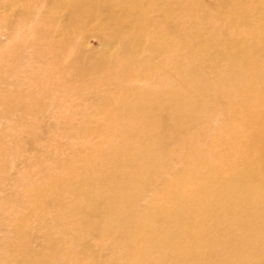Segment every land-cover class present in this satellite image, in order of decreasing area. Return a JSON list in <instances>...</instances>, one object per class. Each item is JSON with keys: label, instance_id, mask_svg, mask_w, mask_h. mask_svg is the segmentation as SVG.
I'll return each mask as SVG.
<instances>
[{"label": "bare ground", "instance_id": "obj_1", "mask_svg": "<svg viewBox=\"0 0 264 264\" xmlns=\"http://www.w3.org/2000/svg\"><path fill=\"white\" fill-rule=\"evenodd\" d=\"M42 1L25 0V10L14 22L15 28L9 29L13 30L9 41L0 51V229L6 232L0 236V264H264V88L241 87L232 72L231 79L220 78L177 65L165 83L173 80L172 85L191 86L190 102L161 110L163 98L156 101L154 92L151 103L137 100L135 106L131 91L125 87L124 94L110 82L126 81L128 70L120 74L113 69L117 75L110 77L112 68L83 62L76 45L82 18L112 9L127 18L128 10L130 14L139 10L138 0H55L53 7L64 11L61 38L54 37L46 24L43 15L49 6ZM163 14L160 8L151 19L167 23ZM147 21L146 16L133 21L136 33L147 30ZM215 52L222 57V50ZM153 70L160 73L156 62ZM207 82L217 86H201ZM81 90L83 101L73 102L72 96ZM120 90L121 100L111 106L112 117L94 129L104 134L101 143L84 150L80 145L70 148L42 124L48 116L64 118L67 110L83 114L88 102L104 99L109 91L120 95ZM169 110L178 123L173 130L178 135L174 147L172 130L159 127ZM8 111L19 114L20 127L25 117H37V131L25 130L19 139L22 145L11 138L19 124L15 121V132L5 126ZM82 114L67 120L69 126L72 123L77 129L83 123ZM116 118L139 137L116 131L110 138ZM139 120L150 121L154 130L134 125ZM6 137L13 145L5 143ZM22 137L32 143L46 142L47 162L53 160L54 145L64 146L61 153H54V160H64L69 169L67 177L36 181L32 201L23 199L25 186L17 181L22 171L9 176L11 161L14 165L27 162V142ZM140 141L145 152L132 155V147ZM23 148L22 159L11 156L21 154ZM249 167L259 177L257 183L228 189L227 177ZM162 170L174 174L177 182L155 196L142 184L149 185ZM191 175L195 183L184 184L183 177ZM61 184L64 190L59 192L56 187ZM61 193L68 199H61ZM23 205L30 207L27 214L19 210ZM160 213L162 225L149 226L147 217ZM90 219L96 220L94 224ZM98 233L104 238L96 247L86 238ZM140 246H148L149 253Z\"/></svg>", "mask_w": 264, "mask_h": 264}, {"label": "rangeland", "instance_id": "obj_2", "mask_svg": "<svg viewBox=\"0 0 264 264\" xmlns=\"http://www.w3.org/2000/svg\"><path fill=\"white\" fill-rule=\"evenodd\" d=\"M42 3L49 6L43 15L46 24L53 31L54 37L61 38L63 35L61 19L64 16V11L53 7L55 0H45V3L43 1ZM138 4L137 12L130 14L131 10H128L127 15L132 20L130 17L119 16L114 9L108 11L109 13L91 12L89 17L82 18L79 22L76 45L83 62L89 65L99 63L112 68L110 77L117 75L114 70L120 74H124L128 70L130 77H127L126 81L110 82L113 88L115 84L121 90L123 89L124 94L125 87L126 92L131 91L132 95H135L131 99L135 106H137V100L143 105L145 102L151 103V99L155 98L154 92H157L156 101L161 96L163 98L164 105L161 110H165V106L175 105L178 107L190 102L188 91L191 86L172 85L173 80L165 83L170 74L176 71L177 65L203 75L209 73L211 76L216 75L220 78L231 79L230 73L232 72L241 87L253 91H261L264 88V0H138ZM95 8H97L96 5ZM160 8L164 9L163 15H166L167 23L159 22L155 18L151 19L157 15ZM24 10L25 0H0V51L3 45L9 41L8 36L13 31L9 29L15 28L13 27L14 22L20 20L21 12ZM162 12L163 10L161 15ZM142 16H146L151 22L147 21L149 27L145 32L136 33L133 21ZM215 49L222 50L221 58H217ZM155 62L160 73L153 70ZM166 70H171V72H166ZM134 75L139 76L134 79ZM176 77L178 78L180 75H176ZM201 86L215 88L217 85L207 82ZM121 90L120 95L109 91L104 99L93 101V103L92 101L88 102L87 110L83 114L79 111L67 110L64 118L57 119L48 116L42 121V124H46L50 128L49 132L54 134L51 135L53 138L57 132L56 135L68 142L70 148L76 149L80 145L81 150H84L93 143H101L104 141V134L94 131V129L99 125L106 124L107 119L112 117L115 110L111 106L112 103H118L121 100ZM142 91L147 92L144 94ZM83 94L84 91L81 90L77 95L72 96L71 94L69 98L72 96V99L75 100L73 102L81 103ZM4 113L5 116L6 111ZM81 114L83 123L77 129H73L72 123L69 126L67 120L73 121ZM161 119L162 123L159 127L162 131L172 130L170 137L173 147L176 146L178 135L173 133V130L177 129L178 123H176L173 111L169 110ZM15 121L19 125L16 126V134L13 133L14 136L11 138L18 145H22L19 139L25 130L30 128L31 131L35 129L37 131L35 127V124L37 126V117L34 118V115L25 117L21 120L22 126L20 127L19 114L10 112L9 117L5 120V126H9L8 129L11 128L15 132ZM23 122H27L28 126L23 125ZM115 122L116 125L112 130L113 133H110V138H113L116 131L125 132L124 135L134 132L138 136L130 125L121 122L118 118ZM57 125L58 131L55 129ZM134 125L148 126L154 130L150 121L139 120ZM22 138V142L26 141L24 137ZM9 140L10 138L6 137L5 143L12 144L9 143ZM26 142L27 162L22 164L21 161H18L14 165V162L11 161L9 176L14 177L15 173L22 171V176L18 177L17 181L20 187L25 186L23 199L32 201L36 195L34 190L36 181L49 183L57 176L67 177L69 169L64 167V160L62 162L54 160L57 158L54 153H61L65 149L64 146L63 149H60L59 144L54 145V150H50L54 151L52 153L53 160L47 162V158L44 157L46 142L42 140H34V143L30 140ZM144 152V143L141 141L137 142L131 151L132 155ZM80 155L83 156L82 153ZM11 156L17 160L22 159L25 156L24 148L21 154L14 152ZM130 162L128 161V163ZM75 166L72 165V168ZM250 168L228 176V189L246 186L245 184L249 181L257 183L259 177L253 172H249ZM194 178V175L183 177V182L184 184H194ZM153 179H158L160 182L155 184ZM153 179L147 183L149 185L142 184V186L152 189L155 196L160 191H168L177 182L174 174L165 170H162L160 174H155ZM186 189L188 190V188ZM56 190L62 192L64 185L57 186ZM64 196V193L60 194L61 199H68ZM261 203L264 204V201L261 200ZM29 209L30 207L27 205L19 208L25 214ZM67 211L69 212L68 207ZM90 221L94 224L96 220L90 219ZM147 221L149 226L160 227L163 215L162 213L150 215L147 217ZM5 233L4 228L0 229V236H4ZM102 238L104 237H101V233H98L94 238L89 235L86 239L93 240V243L98 247ZM6 249L11 252V247L6 245ZM139 249L149 253L148 246L146 249L140 246Z\"/></svg>", "mask_w": 264, "mask_h": 264}]
</instances>
